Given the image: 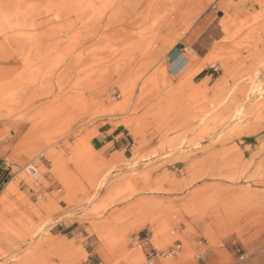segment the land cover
I'll return each mask as SVG.
<instances>
[{
	"label": "rangeland",
	"instance_id": "obj_1",
	"mask_svg": "<svg viewBox=\"0 0 264 264\" xmlns=\"http://www.w3.org/2000/svg\"><path fill=\"white\" fill-rule=\"evenodd\" d=\"M152 2L0 0V264H264V0Z\"/></svg>",
	"mask_w": 264,
	"mask_h": 264
},
{
	"label": "crops",
	"instance_id": "obj_2",
	"mask_svg": "<svg viewBox=\"0 0 264 264\" xmlns=\"http://www.w3.org/2000/svg\"><path fill=\"white\" fill-rule=\"evenodd\" d=\"M205 25V26H204ZM210 27H206V23L203 20L198 23L196 28L193 31L194 41L193 45L196 46V43L202 38L204 32ZM203 29V30H202ZM185 46H180L179 49L174 50L169 58V61L177 62L181 60L184 53L181 51ZM191 62L196 60L190 59L186 56ZM100 136L94 139L93 146L94 148L100 152L106 159L109 161H113L116 157H118V153L123 150L129 149V145H127V135L123 132L122 137H120V133L118 130H112L111 128L100 129L98 130Z\"/></svg>",
	"mask_w": 264,
	"mask_h": 264
},
{
	"label": "bare ground",
	"instance_id": "obj_3",
	"mask_svg": "<svg viewBox=\"0 0 264 264\" xmlns=\"http://www.w3.org/2000/svg\"><path fill=\"white\" fill-rule=\"evenodd\" d=\"M176 2V0H154V2H152L151 4H149V5H147V7L145 8V9H148L149 11H154V12H162L164 9H165V11L166 12H164V14H163V17L164 18H166V19H164V20H166V23L167 22H171V19L169 18L170 16H171V14L172 13H176V5H175V2ZM173 7V10L171 9H168V7ZM147 11V10H146ZM147 13H150V12H147ZM162 17V18H163ZM161 18V19H162ZM153 19V18H152ZM154 20H156V18L154 19ZM160 21V20H159ZM157 23V22H156ZM160 23V22H159ZM165 23V25H167ZM162 25H159L158 26V29H157V31L160 29V27H161ZM165 27V26H164ZM162 29H163V27H162ZM147 30V29H146ZM153 31V30H152ZM144 34V33H143ZM146 34V33H145ZM148 34H149V32H148ZM158 35V34H157ZM145 61V60H144ZM215 62V60L213 59V57H211V58H208V59H206V60H204L203 62H202V64L200 65V67L194 72V74L196 75V74H198V73H201V71L206 67V66H208V65H210V64H213ZM264 64V63H263ZM160 69V68H159ZM158 70V69H157ZM161 70V69H160ZM165 70V69H164ZM163 72V71H162ZM161 73V72H160ZM166 73V72H165ZM164 76H165V74H164ZM257 82V81H256ZM189 83V82H188ZM260 86L261 85H258L257 87H255V88H253L252 89V92L254 93V94H256V93H260V91H261V89H260ZM264 91V90H263ZM210 108V107H209ZM244 105L243 106H240L237 110H236V112L232 115V117H231V120H230V122L232 123L233 121H235V119H237L238 117H240L241 115H242V113H243V110H244ZM216 110V109H215ZM209 113V112H208ZM23 178H25V177H23ZM19 182V178L18 179H16V180H12L10 183H9V188L11 189V190H15L17 187H18V183ZM99 196V195H98ZM94 198V197H93ZM153 223V222H152ZM151 223V224H152ZM42 235V234H41ZM37 241V240H36ZM139 259V258H138ZM139 262V261H138Z\"/></svg>",
	"mask_w": 264,
	"mask_h": 264
},
{
	"label": "built area",
	"instance_id": "obj_4",
	"mask_svg": "<svg viewBox=\"0 0 264 264\" xmlns=\"http://www.w3.org/2000/svg\"><path fill=\"white\" fill-rule=\"evenodd\" d=\"M177 50V49H176ZM182 51V50H181ZM183 52V51H182ZM171 63H174L170 61ZM157 256V253L155 250H153L148 256H147V264H153L154 258Z\"/></svg>",
	"mask_w": 264,
	"mask_h": 264
}]
</instances>
